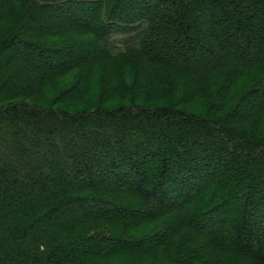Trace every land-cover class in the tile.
Masks as SVG:
<instances>
[{"label": "trees", "instance_id": "16d2710c", "mask_svg": "<svg viewBox=\"0 0 264 264\" xmlns=\"http://www.w3.org/2000/svg\"><path fill=\"white\" fill-rule=\"evenodd\" d=\"M10 19L0 34V264H102L96 245L143 249L121 237L145 213L116 200L127 191L159 210L192 204L190 225L224 226L208 227L211 245L264 264V116L241 127L243 86L232 83L264 68V0H0V24ZM139 56L190 75L227 71L187 112L182 87L152 96L168 79ZM47 88L50 105L25 101ZM86 96L92 110L59 108ZM114 97L128 105L105 108ZM102 218L117 237L88 234ZM152 248L147 262L163 264ZM183 258L174 264H211Z\"/></svg>", "mask_w": 264, "mask_h": 264}, {"label": "rangeland", "instance_id": "374dc122", "mask_svg": "<svg viewBox=\"0 0 264 264\" xmlns=\"http://www.w3.org/2000/svg\"><path fill=\"white\" fill-rule=\"evenodd\" d=\"M11 23V19L5 20L3 23H1L0 34H2L3 31H5L4 29H7L6 27H9ZM155 35L156 34L154 32L153 36ZM153 36L151 39H153ZM122 42L123 41L121 40L117 51L120 49H124V45ZM130 50L131 49H129L128 51ZM130 52L132 54L136 53H134L133 51ZM139 57H141V62L143 63V65L146 66L144 67L148 71L149 67L153 68L156 72L161 73L162 76H166V78L168 79V85L160 87L156 83V85H153V88L150 89V93L153 94L152 96H154V93L158 91V88L160 89V91L164 92V90H174L175 87L176 91L178 90V88L182 87L184 95L181 99L182 103L180 105V108L187 112H200L198 109H200L201 106H203L204 104L203 94L207 93V91L211 90V88H215L216 92L217 89H219L218 86H220V84L224 81L223 73L227 71V69L224 67H220L219 69H208L210 65H205V69L201 68L200 70L193 71L190 75L187 72H183L178 68H169L157 64H153V66H151V63L148 62L146 58H143L142 56ZM249 69L250 68L248 67L242 69V71H240V73L235 76L237 79L234 78L232 80L233 84L234 82H239V89H241L243 86L241 90L242 95L238 98L237 105H239L238 108L240 112H238L241 115L239 118L245 121L247 120L245 124L241 125V127L247 129L250 128V126L253 127L251 124L254 122H258L257 120L264 116V68H256L253 69V71H250ZM220 79H222V81H220ZM214 83L217 85V87H214ZM233 87L234 86H232L231 84L227 87L225 91L221 93V97L219 98L220 101L221 99L224 100L229 96L230 91H232ZM196 92H198L200 95ZM49 94L50 91L49 88H47L38 92V94L31 99H27L25 97V101H30L34 103L40 101L41 103H44V105L48 106L50 105L49 99L51 98ZM88 98H90V96H86V98H82L78 101L70 102L67 104H61L59 105V108L72 112L80 111L81 109L92 110V107L94 105L91 106L90 102L92 101H88ZM164 102V99L157 98L156 100H153L151 104L160 105ZM123 104L128 105L126 101H122L121 99L114 97L104 107L109 109L110 107L113 108ZM172 156L173 155H169V157ZM153 160V158H150L148 160V163ZM175 170H177V165L175 166ZM49 171H51V167L48 169L46 168L44 173H52ZM225 173V175H227L229 171ZM113 197H111L112 200ZM116 200L124 204H129V202L134 201L133 208L136 212L138 211L136 215H139V212L141 210L145 211V213H143V218L133 217V220H128V223H123V226L128 229V232L125 231L121 234V237L133 239L137 243L143 242L145 240V243L143 244V249H134L135 247H133L132 244L131 247L129 242H125L124 240L123 241L125 243H115V245L102 244L99 249L98 245H96L93 247L94 249L103 250L100 252V254L103 255V257H100L101 259L103 258L102 264H150L147 262V260L151 258L149 250L152 246L153 248L151 249V252L155 257L161 256L162 253L160 252L164 251L163 254L166 255V257L163 264H174V261L178 259V256H180L181 254L184 255L183 259H185V261L187 259V261L195 262L198 261V259L200 258L202 263L204 261H208L211 264H226L225 262H228V260L231 264H259L258 262H253L245 254L240 255L236 252L237 254L235 256H232V254L228 252L226 253V250L211 245L207 238L204 236V234L209 231L208 227L212 228L213 226H221L222 224L216 221L215 219H210V217H202L200 219L201 224H198L200 227L195 228V226L190 225L189 218L192 217V204L183 207L182 210H176L174 207L168 206L164 207L163 210H159L152 203L140 201L138 197H135L129 191L125 192L122 195H117ZM237 201L238 200L234 201V203L233 201H229L225 207H231L234 210L237 208V206L235 205ZM86 211V209L85 211L84 209H80L79 214L82 215V217L86 216ZM256 217L257 214L255 213V220H257ZM160 218L165 219V225L159 227V225H157L155 221ZM143 221H148L154 227L156 225V227L153 228V230L145 231L140 234L130 232V230L138 229V227ZM111 222V220H106L103 218L98 220V222L95 223L98 227L92 229L91 231L89 230L88 234L100 235L103 233L105 237H110L109 239H111L112 237H117L115 236L116 234H113L110 230L112 227L110 225ZM122 246L123 248L119 249Z\"/></svg>", "mask_w": 264, "mask_h": 264}]
</instances>
